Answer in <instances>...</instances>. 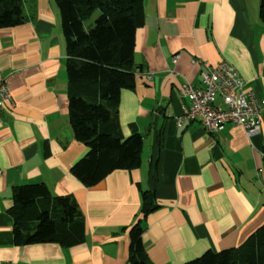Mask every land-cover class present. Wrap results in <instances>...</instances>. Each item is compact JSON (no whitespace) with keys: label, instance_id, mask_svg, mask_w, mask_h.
<instances>
[{"label":"crops","instance_id":"crops-1","mask_svg":"<svg viewBox=\"0 0 264 264\" xmlns=\"http://www.w3.org/2000/svg\"><path fill=\"white\" fill-rule=\"evenodd\" d=\"M261 0H144L136 33V86L121 94L122 135L144 139L142 164L86 187L71 168L88 149L71 128L67 45L55 0H36V18L0 30V80L12 106L0 111V264H130L131 230L152 264H186L243 245L264 225V24ZM176 56H180L174 63ZM222 61L263 102L262 129L248 137L227 125L208 134L178 126L187 105L181 86ZM45 185L76 200L83 243L17 246L13 190ZM158 208L141 215L143 192Z\"/></svg>","mask_w":264,"mask_h":264},{"label":"trees","instance_id":"trees-1","mask_svg":"<svg viewBox=\"0 0 264 264\" xmlns=\"http://www.w3.org/2000/svg\"><path fill=\"white\" fill-rule=\"evenodd\" d=\"M67 45L70 122L75 139L87 154L71 173L86 187H94L119 170L142 164L144 139L122 135L121 94L136 86V33L145 25L144 0H55ZM98 15L93 25L89 22ZM259 16L264 24V0ZM36 18V0H0V30ZM141 215L158 208L152 192L142 194ZM14 242L17 246L58 244L77 246L86 238L85 216L70 196L53 197L45 185L13 190ZM130 264H152L142 240L140 224L131 230ZM186 264H264V225L238 248L209 251Z\"/></svg>","mask_w":264,"mask_h":264},{"label":"built area","instance_id":"built-area-1","mask_svg":"<svg viewBox=\"0 0 264 264\" xmlns=\"http://www.w3.org/2000/svg\"><path fill=\"white\" fill-rule=\"evenodd\" d=\"M179 58L176 56L174 63ZM181 92L187 105L176 119L179 127L186 122H199L206 133L216 134L227 125H233L244 130L250 138L261 132L263 102L247 90L238 70L228 62L207 68L201 73L200 87L186 82ZM12 104V94L0 80V111Z\"/></svg>","mask_w":264,"mask_h":264},{"label":"rangeland","instance_id":"rangeland-1","mask_svg":"<svg viewBox=\"0 0 264 264\" xmlns=\"http://www.w3.org/2000/svg\"><path fill=\"white\" fill-rule=\"evenodd\" d=\"M97 17H98V15L96 14V15L92 18V20L89 22V25H88V26L93 25V24H94V21L96 20Z\"/></svg>","mask_w":264,"mask_h":264}]
</instances>
